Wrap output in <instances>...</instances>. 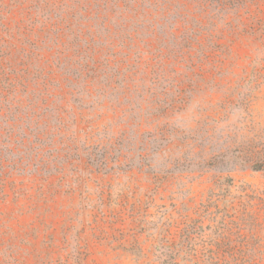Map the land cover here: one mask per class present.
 I'll list each match as a JSON object with an SVG mask.
<instances>
[{
	"label": "rangeland",
	"instance_id": "obj_1",
	"mask_svg": "<svg viewBox=\"0 0 264 264\" xmlns=\"http://www.w3.org/2000/svg\"><path fill=\"white\" fill-rule=\"evenodd\" d=\"M0 264H264V0H0Z\"/></svg>",
	"mask_w": 264,
	"mask_h": 264
}]
</instances>
